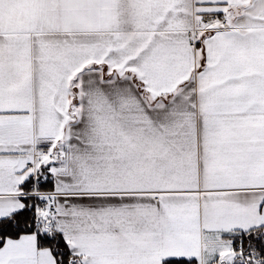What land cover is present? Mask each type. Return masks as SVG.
<instances>
[{"label": "snow or ice", "instance_id": "obj_1", "mask_svg": "<svg viewBox=\"0 0 264 264\" xmlns=\"http://www.w3.org/2000/svg\"><path fill=\"white\" fill-rule=\"evenodd\" d=\"M0 264H264V0H0Z\"/></svg>", "mask_w": 264, "mask_h": 264}]
</instances>
